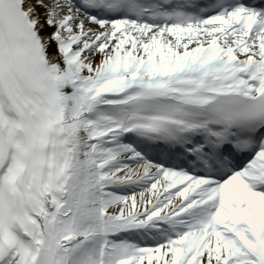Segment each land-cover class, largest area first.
<instances>
[{
  "label": "snow or ice",
  "instance_id": "snow-or-ice-1",
  "mask_svg": "<svg viewBox=\"0 0 264 264\" xmlns=\"http://www.w3.org/2000/svg\"><path fill=\"white\" fill-rule=\"evenodd\" d=\"M0 264H264V0H0Z\"/></svg>",
  "mask_w": 264,
  "mask_h": 264
}]
</instances>
